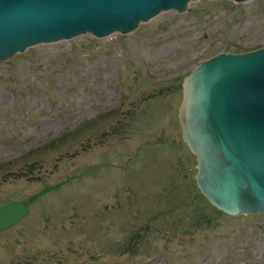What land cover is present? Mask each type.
<instances>
[{
  "label": "rangeland",
  "instance_id": "rangeland-1",
  "mask_svg": "<svg viewBox=\"0 0 264 264\" xmlns=\"http://www.w3.org/2000/svg\"><path fill=\"white\" fill-rule=\"evenodd\" d=\"M127 34L81 35L0 62V264H264V214L199 193L180 138L183 78L264 46V0H195Z\"/></svg>",
  "mask_w": 264,
  "mask_h": 264
},
{
  "label": "water",
  "instance_id": "water-1",
  "mask_svg": "<svg viewBox=\"0 0 264 264\" xmlns=\"http://www.w3.org/2000/svg\"><path fill=\"white\" fill-rule=\"evenodd\" d=\"M191 1L0 0V62L40 44L127 34L161 12L188 11ZM181 87L176 117L196 159L199 193L229 216L264 214V46L202 60ZM29 209L20 200L1 202L0 231Z\"/></svg>",
  "mask_w": 264,
  "mask_h": 264
}]
</instances>
